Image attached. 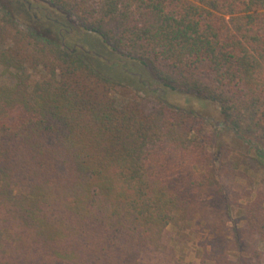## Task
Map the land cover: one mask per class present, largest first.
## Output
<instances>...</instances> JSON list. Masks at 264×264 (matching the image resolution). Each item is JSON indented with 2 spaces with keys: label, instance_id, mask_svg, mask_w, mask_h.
<instances>
[{
  "label": "trees",
  "instance_id": "obj_1",
  "mask_svg": "<svg viewBox=\"0 0 264 264\" xmlns=\"http://www.w3.org/2000/svg\"><path fill=\"white\" fill-rule=\"evenodd\" d=\"M49 6L103 54L0 20V264H146L168 226L196 221L203 186L228 201L204 121L162 97L215 103L258 137L243 108L264 117V0ZM128 63L150 70L163 95L122 94L124 78L138 75ZM38 68L46 78L31 83ZM263 205L258 193L243 206L248 236L264 235ZM234 244L256 262L219 252L213 263L261 264L250 245Z\"/></svg>",
  "mask_w": 264,
  "mask_h": 264
},
{
  "label": "rangeland",
  "instance_id": "obj_2",
  "mask_svg": "<svg viewBox=\"0 0 264 264\" xmlns=\"http://www.w3.org/2000/svg\"><path fill=\"white\" fill-rule=\"evenodd\" d=\"M28 1L33 7L49 8L48 12L54 19L69 24L75 22L73 17L68 19L54 12L49 6L50 0ZM2 19L14 22L23 32L30 30L50 43L60 44L55 34L57 28L44 19L33 20L20 2L0 0ZM66 46L71 49L78 47L80 55L85 54L82 50L103 52L98 38L80 28H75L74 34L67 38ZM128 68L140 75L147 85L138 83L135 75L131 80L124 78L125 89L121 90L122 94L128 97L132 92L145 99L156 98L157 84L150 70L132 63H128ZM4 78L0 77V84L6 82ZM45 78L42 68L31 71V83ZM162 98L173 107L196 114L204 121L206 133L214 137L209 151L217 168V180L225 190L228 203L217 193L215 186H203L200 189V201L194 206L196 221L168 226L163 234L161 251L147 252L142 256V261L146 264H214L215 253L220 252L232 262L239 260L240 256L256 262L246 251L241 252L236 247L234 242L237 241L242 248L250 245L259 252L261 264H264V235L248 236L243 210V206L258 193L264 195V117L250 106L243 108L244 120L257 132L256 137L244 131L241 123L223 114L215 103L180 93H166ZM16 192L21 193L22 190L17 188ZM248 193H251L250 199L246 198Z\"/></svg>",
  "mask_w": 264,
  "mask_h": 264
},
{
  "label": "flooded vegetation",
  "instance_id": "obj_3",
  "mask_svg": "<svg viewBox=\"0 0 264 264\" xmlns=\"http://www.w3.org/2000/svg\"><path fill=\"white\" fill-rule=\"evenodd\" d=\"M11 1L12 2H20V3H22V5L25 6L28 15H30V17L33 20L44 19L45 21L51 22V24L57 28L55 34H56V37H57L58 41H60V44H65L66 45L67 38L70 35L74 34L75 28H80L73 21L71 22L72 24H69V22H67V21H62L60 19L52 18V15L50 14V12H48L49 8L46 9V8H41L39 6L38 7H33L32 3L30 1H28V0H11ZM73 50L80 51L78 47H74ZM82 51L86 52L84 50H82ZM92 53H94V52H92ZM135 77H137V80H138V82L140 84L147 85L146 82H144L142 80L140 75H136ZM158 95H162V94L158 93Z\"/></svg>",
  "mask_w": 264,
  "mask_h": 264
}]
</instances>
